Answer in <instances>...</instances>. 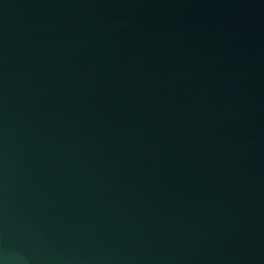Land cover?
<instances>
[{
	"label": "water",
	"instance_id": "obj_1",
	"mask_svg": "<svg viewBox=\"0 0 264 264\" xmlns=\"http://www.w3.org/2000/svg\"><path fill=\"white\" fill-rule=\"evenodd\" d=\"M0 264H264V0H0Z\"/></svg>",
	"mask_w": 264,
	"mask_h": 264
}]
</instances>
